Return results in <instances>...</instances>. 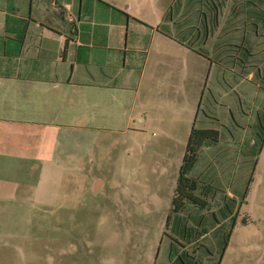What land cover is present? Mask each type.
<instances>
[{
    "label": "rangeland",
    "instance_id": "374dc122",
    "mask_svg": "<svg viewBox=\"0 0 264 264\" xmlns=\"http://www.w3.org/2000/svg\"><path fill=\"white\" fill-rule=\"evenodd\" d=\"M181 1L119 0L122 9L129 8L132 16L146 20L147 34L159 26L158 32L168 31L183 41L180 56L173 60L169 57V64L163 67L169 74L176 64L177 72L169 78L168 89L176 105L164 109L151 103L146 128L138 129L146 116L137 109L131 130L106 134L103 160L89 166V195L82 196V201H71L67 212L57 209L50 217H36L28 230L0 236V264H171L168 254L173 245L178 247V253L185 245L188 254L198 257L196 264H264V144L258 150L255 134L256 127L264 128V70H256L245 80L239 61V67L232 69L221 58L226 53L225 41L218 57L215 48L219 32L203 46L193 25L200 12L209 11H198L194 6L203 0H186V20L182 22L177 13ZM222 1L223 21L233 17L240 6L239 0H214ZM250 1L259 3L255 13L263 15L264 0ZM163 13L166 14L158 23ZM260 31L255 42L262 47L258 58L264 61V30ZM249 58L251 61L257 56ZM157 70L154 61L148 60L141 77L143 84ZM219 84L226 95H222ZM171 121H180V128H171ZM204 123L217 129L219 138L210 151L204 149L199 154L190 175L198 162L204 161L211 172L220 171L223 179L207 183L199 180L198 194L205 192L206 185L216 188H207L208 209L188 207L174 214L171 201L188 135L192 126L200 128ZM110 140L113 146H109ZM254 148L258 150L255 156ZM250 176L252 180L247 183ZM95 178L102 185L93 193ZM245 189L241 201L239 196ZM227 205L235 216V225L221 256L220 235L228 231L231 220L220 211ZM179 223L192 228L190 237L181 238L176 233ZM200 244L209 249L210 260L202 249H193L201 248Z\"/></svg>",
    "mask_w": 264,
    "mask_h": 264
},
{
    "label": "crops",
    "instance_id": "0c3cea01",
    "mask_svg": "<svg viewBox=\"0 0 264 264\" xmlns=\"http://www.w3.org/2000/svg\"><path fill=\"white\" fill-rule=\"evenodd\" d=\"M185 2L177 11L183 20ZM119 3L0 0V236L28 230L36 217H50L57 209L69 211L71 201L89 195V166L103 160L106 134L131 130L137 109L146 116L138 129L146 128L151 103L164 109L176 105L168 93L176 64L169 74L163 67L169 57L180 56V42L157 30L147 34L146 20ZM224 4L213 1V12H200L193 25L196 37L204 46L219 32L218 57L225 45L221 58L232 69L240 62L248 81L264 70L256 43L264 23L250 21L246 8L244 15L236 9L222 21ZM205 5L194 6L201 11ZM148 60L158 70L143 84ZM171 123L180 128V121ZM214 144H205L200 153ZM198 164L193 176L201 182L223 179L204 161Z\"/></svg>",
    "mask_w": 264,
    "mask_h": 264
},
{
    "label": "trees",
    "instance_id": "16d2710c",
    "mask_svg": "<svg viewBox=\"0 0 264 264\" xmlns=\"http://www.w3.org/2000/svg\"><path fill=\"white\" fill-rule=\"evenodd\" d=\"M204 1L205 0H203V2ZM210 1L212 3L214 0H210ZM200 2L201 1H198L197 3H200ZM251 2L252 1H250V0H239V5H238V6H240V8L238 10L239 14L243 13V15H244V11L246 8L247 13L249 12L248 18L250 19V21H254V22L257 21V22H263L264 23V14L263 15L259 14L258 15L259 17H258L255 13L259 9V3L257 2L258 5H254ZM209 4L210 3H207L205 9L208 11L211 10V12H213L212 8L210 9V7H207V6H210ZM250 4H252L251 10L253 11V13L250 12L251 11L249 9ZM248 10H250V11H248ZM171 20H173V19L171 18ZM184 20H186V19H184ZM184 20L182 19V22ZM250 24H252V23H250ZM146 28H147V26H146ZM159 29H160V27L157 26L156 30L159 31ZM160 32L169 36L170 38L175 39V36H172V34H170L168 31L167 32L166 31H164V32L160 31ZM181 43H183V41ZM255 132H256L255 134H256V140H257L256 146L259 150L264 144V128L261 129L259 127H256ZM218 138H219V132L217 129H214V128H196L195 126L191 127V130L189 132L188 139L186 142V146H185V152H184L181 164H180L179 173H178V177H177V181H176V187L174 190V195H173L172 201H171L172 213H174V214L183 213L188 207L196 208L198 211L208 209L209 205L205 199V196L207 195L208 189L212 190V188L214 189L215 187L210 188V186L206 185V187L204 188L205 192L198 194L197 192L200 189V183L201 182L197 178H195L194 176L190 175V172L195 167V164L198 160V156H199V153H200L202 146H204L205 144H208V143H216L218 141ZM257 148H254L252 150L253 156L256 155V153L258 151ZM251 180H252V176L249 177L247 183H249ZM246 191H247L246 189L244 190V192L241 190V194L239 196V199L241 201H243V199L245 198ZM231 200H233V199H231ZM220 212L222 213L223 217H227V218L230 217V220H231V224H229L228 231L226 230L220 235V236H222V241H223V245L221 248L222 249L221 256H222L225 248L228 245V241H229V239L233 233V229H234V225H235V216L232 215V209L228 205L225 206L223 209H221ZM212 215H213L212 217L216 220L217 219L216 213L213 212ZM169 218H170V216L168 217V220H169ZM199 218H201V217H199ZM216 222H217V220H216ZM167 224H168V222H167ZM191 231H192L191 227H188L186 225H181L180 223L178 224V227L176 229V233L178 235H180L181 238L190 237ZM184 246H182L183 251H180L179 253L177 252L178 247L176 245L171 246L169 254H168V258L171 261V264H180V263L181 264H196L197 262H199V259L197 256L188 254L187 251L184 250V248H185ZM199 246L201 248H199L198 246H195L193 249H195L196 252H198V250L202 249V251L206 253L205 255H207L208 259L210 260L211 259L210 256H212V254L209 252V249L204 247L203 245L201 246V244ZM178 262H180V263H178ZM216 264H219V262H217Z\"/></svg>",
    "mask_w": 264,
    "mask_h": 264
},
{
    "label": "water",
    "instance_id": "95a60500",
    "mask_svg": "<svg viewBox=\"0 0 264 264\" xmlns=\"http://www.w3.org/2000/svg\"><path fill=\"white\" fill-rule=\"evenodd\" d=\"M101 185H102V181L100 179L95 178L91 187L92 192L93 193L97 192Z\"/></svg>",
    "mask_w": 264,
    "mask_h": 264
}]
</instances>
